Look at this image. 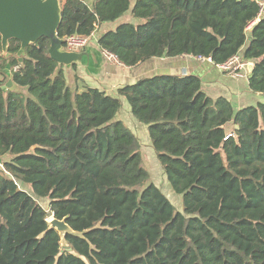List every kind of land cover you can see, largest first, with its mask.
Segmentation results:
<instances>
[{
    "label": "trees",
    "instance_id": "1",
    "mask_svg": "<svg viewBox=\"0 0 264 264\" xmlns=\"http://www.w3.org/2000/svg\"><path fill=\"white\" fill-rule=\"evenodd\" d=\"M129 12L135 22L98 42L124 66L241 56L254 66L250 90L264 94V16L248 32L257 1L63 0L58 36H90ZM50 46L43 37L20 56L11 40L7 57L0 35V85L8 65L21 88L0 90V264H264V102L236 109L193 74L144 78L115 97L80 92ZM124 99L148 127L161 186L139 139L117 120ZM52 216L84 233L67 237L71 250L49 230Z\"/></svg>",
    "mask_w": 264,
    "mask_h": 264
},
{
    "label": "crops",
    "instance_id": "2",
    "mask_svg": "<svg viewBox=\"0 0 264 264\" xmlns=\"http://www.w3.org/2000/svg\"><path fill=\"white\" fill-rule=\"evenodd\" d=\"M88 6L92 7L95 0H82ZM63 0H60L62 7ZM123 22H135L131 17V12L126 14L121 20L115 24H106L97 28L98 34H102L104 30L114 29ZM259 21L256 20L248 32L251 34L252 29ZM66 50V48H65ZM67 52H71L66 50ZM81 54V59L77 63L70 66L62 65L64 75L67 79L68 85L73 89L84 91L86 87L99 89L104 91L107 95L118 96V90L126 85L134 84L137 81L156 76V75H196L202 81L203 90L212 98L216 99L223 97L231 101L236 109H241L249 106H254L258 102H264V94L253 93L249 87V76L241 79H235L225 73L217 72L218 67L209 62L197 61L192 56H180L176 58H155L145 63H141L135 67L113 66L108 60L103 57L101 48L96 43L90 44L83 50L72 51ZM6 65V63L2 62ZM249 66L253 65L248 62ZM113 65V64H112ZM216 68L217 70H214ZM5 72L9 77V81L0 85V90L6 91H20L17 85L11 81V69L7 65ZM4 77L0 74V82H3ZM6 87L3 89L2 87ZM117 120L126 122L130 128L138 130V135L145 140V133L148 127H143L137 123V120L131 113V108L127 101L123 100V108L117 117ZM127 126V127H128ZM149 134V132H148ZM150 139V136H149ZM149 151L153 161L154 168H160V165L155 157L151 140H149ZM142 145V151L143 147ZM145 155V154H144ZM148 162V161H147ZM1 166V165H0ZM148 167V166H147Z\"/></svg>",
    "mask_w": 264,
    "mask_h": 264
},
{
    "label": "water",
    "instance_id": "3",
    "mask_svg": "<svg viewBox=\"0 0 264 264\" xmlns=\"http://www.w3.org/2000/svg\"><path fill=\"white\" fill-rule=\"evenodd\" d=\"M61 19L62 7L60 0H0V35L4 54L7 57L10 56L7 49L11 40L19 41L22 52L20 56H23L24 50L28 46L45 37L51 43L50 57L60 66H70L77 63L81 59V54L67 52L64 46L66 40L58 36ZM249 40H252V36ZM22 61L23 58L19 57V62ZM253 67V65L249 66L250 73L253 72ZM2 88L5 89L6 87ZM67 220L68 218L59 220L52 216L47 221L49 230H55L59 233L62 247L71 250L67 237L82 238L84 233L73 230Z\"/></svg>",
    "mask_w": 264,
    "mask_h": 264
},
{
    "label": "built area",
    "instance_id": "4",
    "mask_svg": "<svg viewBox=\"0 0 264 264\" xmlns=\"http://www.w3.org/2000/svg\"><path fill=\"white\" fill-rule=\"evenodd\" d=\"M257 1L259 7H260V12L258 15V21L264 16V0H254ZM66 50L68 51H78V50H83L86 47H88L92 43H96L99 45V34L96 31H94L90 36L86 37H81V36H71L66 38ZM100 47V46H99ZM101 48V47H100ZM102 53L104 57L112 63H115L119 66H124L118 59V57L107 51L102 49ZM197 61L200 62H209L213 63L211 57H203V56H197L194 57ZM220 70L224 71L227 75L232 76L234 78H245L249 74V63L243 59L241 56H235L231 58L229 61H227L224 64L216 65Z\"/></svg>",
    "mask_w": 264,
    "mask_h": 264
},
{
    "label": "rangeland",
    "instance_id": "5",
    "mask_svg": "<svg viewBox=\"0 0 264 264\" xmlns=\"http://www.w3.org/2000/svg\"><path fill=\"white\" fill-rule=\"evenodd\" d=\"M256 21V20H255ZM254 21V22H255ZM253 22V23H254ZM252 23V24H253ZM251 27V25L249 26V28ZM249 30V29H248ZM110 63V65H111V69L113 68L114 69V67L113 66H117L115 63H112V62H109ZM113 64V65H112ZM213 69H214V67H212ZM214 70H217L216 68L214 69ZM217 72H220V73H225L224 71H222V70H220L219 68H218V70H217ZM226 74V73H225ZM229 76V75H228ZM232 77V76H231ZM232 78H234V77H232ZM235 79H240V78H235ZM119 116V115H118ZM137 123L138 124H140L141 126H143V127H146V125H144V124H142V123H139L138 121H137ZM124 124L126 125V122H124ZM128 126V125H127ZM128 128L137 136V138L139 139V141H140V143H141V145H145L144 147H143V153L145 154V159H146V161H148V162H146V166H148V170H149V172H150V174H151V177H153V180L155 181V182H157L158 180H159V182H158V184L161 186V183H162V175H161V168H154V165H153V161H152V159H151V155H152V153L150 154V151H149V147H147V145H149L150 143H149V134H148V129H147V131H146V133H145V140H144V138L142 137V136H140V135H138V130H134V128H130L129 126H128ZM152 145V144H151ZM153 148V147H152ZM7 158V157H6ZM161 182V183H160ZM162 184H164V183H162ZM166 184H167V182H166ZM168 189H169V191L167 190V189H164V194L168 197V199L169 200H171V202H173V203H176V206H177V208H182L181 207V201H179V200H177L178 199V197L179 196H176L174 193H173V191H170V188L169 187H167ZM27 190H28V192L29 193H31V190H30V188L29 187H27L26 188ZM177 200V202H175V199ZM39 201V203L48 211L49 210V201L48 200H38Z\"/></svg>",
    "mask_w": 264,
    "mask_h": 264
}]
</instances>
